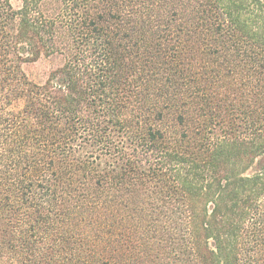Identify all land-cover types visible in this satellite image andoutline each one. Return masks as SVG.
<instances>
[{"label":"trees","instance_id":"16d2710c","mask_svg":"<svg viewBox=\"0 0 264 264\" xmlns=\"http://www.w3.org/2000/svg\"><path fill=\"white\" fill-rule=\"evenodd\" d=\"M0 264H264V0H0Z\"/></svg>","mask_w":264,"mask_h":264},{"label":"rangeland","instance_id":"374dc122","mask_svg":"<svg viewBox=\"0 0 264 264\" xmlns=\"http://www.w3.org/2000/svg\"><path fill=\"white\" fill-rule=\"evenodd\" d=\"M11 4L14 8H18L20 6V0H11ZM57 65L58 60L41 57L34 62L24 64L22 68L29 80L40 84L46 80L50 71Z\"/></svg>","mask_w":264,"mask_h":264}]
</instances>
